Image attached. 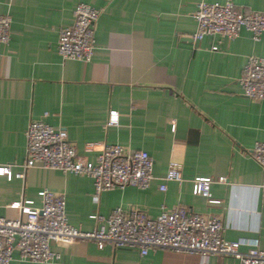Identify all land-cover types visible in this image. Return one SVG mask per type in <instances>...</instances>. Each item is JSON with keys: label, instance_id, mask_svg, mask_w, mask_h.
I'll return each instance as SVG.
<instances>
[{"label": "crops", "instance_id": "obj_1", "mask_svg": "<svg viewBox=\"0 0 264 264\" xmlns=\"http://www.w3.org/2000/svg\"><path fill=\"white\" fill-rule=\"evenodd\" d=\"M201 1L264 12V0H0V14L12 19L10 41L0 45V167L12 172V178L0 175L1 217L20 218L12 208L18 202L40 207L43 190L66 196L68 222L84 232L101 226L92 216L107 218L116 208L157 218L179 207L218 218L226 242H243L240 252L254 242L264 252V172L249 154L264 142V101L245 98L238 84L247 58H264V35L255 42L242 30L233 40L207 36L194 43ZM82 3L101 11L89 64L64 61L58 52L60 32L73 25ZM111 112L117 125H108ZM35 121L66 129L88 162L106 145L148 152L151 187L104 192L95 202L86 176L24 170L26 132ZM172 161L182 166L180 183L166 181ZM20 173L25 177H16ZM197 178L213 180L210 199L217 203L192 194ZM51 248L61 255L56 264H240L165 250L145 256L129 248L99 250L92 241L52 242ZM10 264L34 263L15 252Z\"/></svg>", "mask_w": 264, "mask_h": 264}, {"label": "built area", "instance_id": "obj_2", "mask_svg": "<svg viewBox=\"0 0 264 264\" xmlns=\"http://www.w3.org/2000/svg\"><path fill=\"white\" fill-rule=\"evenodd\" d=\"M73 25L60 32L58 52L64 61L92 62L96 50V27L101 11L88 4H79L74 12ZM196 30L192 35L194 43L207 36L227 40L238 37L242 30L249 32L258 42L264 35V12L245 11L232 2L196 5L193 15ZM12 19L0 14V45H6L11 38ZM218 51L217 46L211 48ZM238 84L245 98L264 101V58L249 56L244 64ZM119 122L117 112L110 113L108 125ZM27 148L24 170L40 168L60 171L64 174L86 176L94 183V201L104 192L134 187L148 190L154 181V161L146 151L127 152L121 145L103 147L96 162L79 158L75 144L69 141L66 129H55L43 121L32 122L26 132ZM250 157L264 172V142L255 143ZM182 166L172 161L166 174L167 182L182 181ZM0 175L12 178L10 167H0ZM24 178L25 174L16 175ZM219 183L224 179L219 178ZM210 178H197L192 184V194L210 199ZM167 191L165 184L160 186ZM41 206L34 207L32 201L18 202L12 208L19 210L21 217L8 220L0 216V264H10L18 252L23 262L34 264H56L61 255L52 250L51 243L72 245L92 241L99 250L106 246L139 250L145 256L153 250L172 251L198 256L202 261L209 256L233 257L240 264H264V252L256 242L242 253V241L226 242L222 238L224 225L218 218H209L189 213L184 208L163 211L157 218H150L145 212H125L116 208L109 217L98 215L93 219L101 226L84 232L71 226L66 214V196L50 190L39 193Z\"/></svg>", "mask_w": 264, "mask_h": 264}]
</instances>
